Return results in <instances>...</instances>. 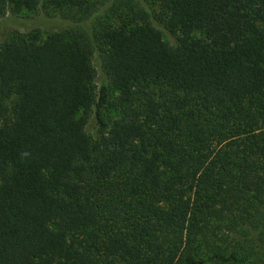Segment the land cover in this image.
Returning <instances> with one entry per match:
<instances>
[{
  "label": "trees",
  "instance_id": "trees-1",
  "mask_svg": "<svg viewBox=\"0 0 264 264\" xmlns=\"http://www.w3.org/2000/svg\"><path fill=\"white\" fill-rule=\"evenodd\" d=\"M40 8L75 25L0 46V264H264V0H0Z\"/></svg>",
  "mask_w": 264,
  "mask_h": 264
},
{
  "label": "rangeland",
  "instance_id": "rangeland-1",
  "mask_svg": "<svg viewBox=\"0 0 264 264\" xmlns=\"http://www.w3.org/2000/svg\"><path fill=\"white\" fill-rule=\"evenodd\" d=\"M102 9L98 14L102 13ZM94 21L90 20L84 24L88 29L92 26ZM75 22L64 18L56 10H46L40 8L37 11L23 10L19 13H7L0 16V46L18 33H29L31 31H39L40 35L45 37L49 32L64 30L74 26ZM168 38V35H166ZM95 56L94 65L97 71V82L100 85L104 81V74L102 72L100 58ZM115 110H108L109 116L115 115ZM90 129L97 133L98 129L95 127V122H92Z\"/></svg>",
  "mask_w": 264,
  "mask_h": 264
}]
</instances>
